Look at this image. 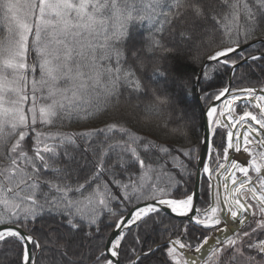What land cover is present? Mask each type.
I'll return each mask as SVG.
<instances>
[{"label": "snow or ice", "instance_id": "obj_1", "mask_svg": "<svg viewBox=\"0 0 264 264\" xmlns=\"http://www.w3.org/2000/svg\"><path fill=\"white\" fill-rule=\"evenodd\" d=\"M0 32V252L10 264H264V86L205 93L221 110L208 106L202 132L170 90L198 86L210 66L233 77L264 69V0H0ZM184 61L200 75L174 76ZM133 96L146 102L124 110ZM242 100L257 111L237 115ZM73 123L82 129L59 130ZM201 147L244 177L230 173L235 187L204 209L181 191L190 167L213 171ZM165 210L188 223L148 243Z\"/></svg>", "mask_w": 264, "mask_h": 264}, {"label": "trees", "instance_id": "obj_2", "mask_svg": "<svg viewBox=\"0 0 264 264\" xmlns=\"http://www.w3.org/2000/svg\"><path fill=\"white\" fill-rule=\"evenodd\" d=\"M2 35V32H0ZM135 36L137 37L138 42H143L147 37V29L145 27L137 28L135 31ZM154 62H150L147 65L146 71L150 75L153 71ZM202 65L200 64H190L188 61H184L183 63L177 66V70L173 73L174 76L179 75L181 79H188L189 77H196L199 74ZM231 75L230 69L224 68H215L214 66H210L209 68V78L201 80V95L202 101L198 97V88L189 85L187 90H183L179 87V84L170 85V90L179 94L181 99V107L187 113V116L195 122L197 128L202 132L204 125L203 123V110H202V103L207 107L213 100H208L205 96V93L212 94L225 86H228L229 79ZM163 83V81L161 82ZM193 84H197V81L193 79ZM232 86L235 88H244V87H252V86H264V69L261 67H257L253 65V67L249 68L247 66L243 68H238L235 72V76L233 77ZM146 101H138L134 96L131 99H127L126 97L121 98V105L124 106V110L132 111L133 107L137 103H145ZM110 117H106L109 119ZM95 126H102L101 121L93 122ZM82 129L81 124L73 123L71 125H66L63 128H60V131H79ZM47 131L48 129H44ZM56 129H53L55 131ZM219 132H226L227 129H218ZM161 142L174 144L175 147H181L180 142L170 141L164 139L163 135L160 134ZM215 137H213V143H219ZM177 153H174L176 155ZM189 171L191 175H185L184 180L185 183L181 187V191L187 190L192 192L195 187V179H196V171H197V164L195 167H190ZM206 182V180H205ZM204 191H202V197L199 201V205L205 206L208 202V191L203 187ZM167 219L164 221L163 224L158 225V232L151 233L149 236L144 237L148 241V243H152L153 240H156L157 243L163 244L162 235L164 233V229L166 227H172L173 225L179 228L183 224H187V220L183 218L176 217L169 213H166ZM108 221H105L107 224ZM105 224H102L101 227L104 232H110L111 230L105 227ZM39 227V225L37 226ZM191 229V239L193 242L196 241V237L199 235L198 226L192 224L189 226ZM131 243V240L129 241ZM13 254H8L5 256L2 252H0V264H10V258ZM159 255V254H158ZM164 259L163 256H160V259L153 258L152 264H161V261Z\"/></svg>", "mask_w": 264, "mask_h": 264}, {"label": "bare ground", "instance_id": "obj_3", "mask_svg": "<svg viewBox=\"0 0 264 264\" xmlns=\"http://www.w3.org/2000/svg\"><path fill=\"white\" fill-rule=\"evenodd\" d=\"M246 88V87H244ZM240 89V88H238ZM243 104H247V107L240 111V112H236L237 115H240L243 113V111L248 110V111H253L256 112L257 110L254 109L252 106H250L247 101H239ZM220 106L218 105V112L221 110H219ZM236 111V109H235ZM223 119V118H222ZM242 131V129H240ZM230 157H232L233 155L235 156V159L241 163L244 162L245 158H246V154L243 153H237V154H233V153H229ZM210 159V158H209ZM209 162V160H208ZM207 162V165L213 170L211 175L209 173H205L208 175V177L211 180L212 183V200L213 203L215 202V200L217 199H223L226 196L229 195L228 190L235 187L234 185H232L231 180L229 178L230 173L235 172L234 169H231L230 167V163L228 161H220L219 163H223L225 165V168L221 169L218 168V164L214 167H211L209 165V163ZM235 175L237 177V182L239 183L240 180L244 179L243 175L239 172H235ZM227 184L228 188L225 189L224 185ZM212 203V204H213ZM235 225L233 224H229V227H234Z\"/></svg>", "mask_w": 264, "mask_h": 264}, {"label": "water", "instance_id": "obj_4", "mask_svg": "<svg viewBox=\"0 0 264 264\" xmlns=\"http://www.w3.org/2000/svg\"><path fill=\"white\" fill-rule=\"evenodd\" d=\"M201 73V69L199 71V74L198 76L200 75ZM232 83H233V76H232V72H231V75H230V79H229V83H228V86L230 85L231 87L232 86ZM197 92H198V97L199 99L202 101V95H201V89H200V86H201V80L199 82H197ZM256 88H259L258 86H254ZM234 88V87H233ZM238 89V88H236ZM239 102V101H238ZM237 102V103H238ZM213 103H216L217 105L220 104V102H215V101H212L210 104H213ZM209 104V105H210ZM208 105V106H209ZM208 106L206 107L203 103H202V110H203V123L205 124L206 121H207V116H206V110L208 108ZM222 119V118H221ZM213 140V138H212ZM209 153L203 148L201 147V150H200V157L198 159H202L203 160V163L204 164H207L208 160H209ZM209 163V162H208ZM204 171H203V167L200 165V164H197V171H196V179H195V187H194V192H196L197 194V199L195 201V204H196V207H198V204H199V200H200V197H201V191H202V181H203V176H204ZM212 193V191H211ZM213 203V200H212V195H211V204ZM210 204V205H211ZM208 207V206H207ZM199 208V207H198ZM204 209V208H203ZM166 213H169L171 215H174L176 217H179V218H183V219H186L187 220V217H180V216H177L176 214L174 213H171L170 210H165ZM188 221V220H187Z\"/></svg>", "mask_w": 264, "mask_h": 264}, {"label": "rangeland", "instance_id": "obj_5", "mask_svg": "<svg viewBox=\"0 0 264 264\" xmlns=\"http://www.w3.org/2000/svg\"><path fill=\"white\" fill-rule=\"evenodd\" d=\"M247 107V104H243L241 102H238L237 103V107H236V112H240L242 110H244L245 108ZM254 108V107H253ZM255 109V108H254ZM220 110V108H219ZM220 162V161H219ZM219 162H217L215 159L213 158H210V161H209V165L211 167H214L216 166ZM206 180V182H205ZM203 187L208 191V202H207V205L205 206H201V205H198V207L200 209H203L205 208L206 206L210 205L211 204V190H212V183H211V180L210 178L208 177L207 174H204L203 176V181H202V191H204ZM202 191H201V197H202ZM201 199V198H200Z\"/></svg>", "mask_w": 264, "mask_h": 264}]
</instances>
